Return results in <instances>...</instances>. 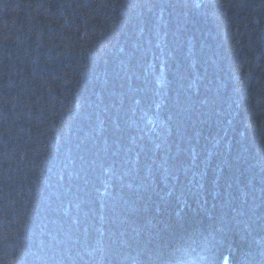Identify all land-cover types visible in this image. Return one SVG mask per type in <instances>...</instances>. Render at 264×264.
Instances as JSON below:
<instances>
[{
	"label": "trees",
	"instance_id": "trees-1",
	"mask_svg": "<svg viewBox=\"0 0 264 264\" xmlns=\"http://www.w3.org/2000/svg\"><path fill=\"white\" fill-rule=\"evenodd\" d=\"M202 234L264 264V0H0V264Z\"/></svg>",
	"mask_w": 264,
	"mask_h": 264
},
{
	"label": "clouds",
	"instance_id": "clouds-1",
	"mask_svg": "<svg viewBox=\"0 0 264 264\" xmlns=\"http://www.w3.org/2000/svg\"><path fill=\"white\" fill-rule=\"evenodd\" d=\"M214 251V239L202 234L168 253H161L158 264H212Z\"/></svg>",
	"mask_w": 264,
	"mask_h": 264
}]
</instances>
